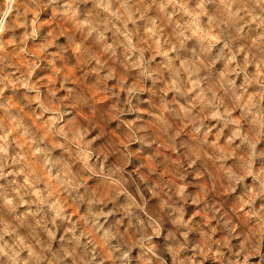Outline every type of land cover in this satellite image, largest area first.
Wrapping results in <instances>:
<instances>
[{
    "label": "clouds",
    "instance_id": "9594fccd",
    "mask_svg": "<svg viewBox=\"0 0 264 264\" xmlns=\"http://www.w3.org/2000/svg\"><path fill=\"white\" fill-rule=\"evenodd\" d=\"M0 264H264V0H0Z\"/></svg>",
    "mask_w": 264,
    "mask_h": 264
}]
</instances>
